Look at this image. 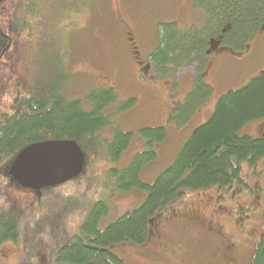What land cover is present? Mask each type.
I'll list each match as a JSON object with an SVG mask.
<instances>
[{"label":"trees","instance_id":"1","mask_svg":"<svg viewBox=\"0 0 264 264\" xmlns=\"http://www.w3.org/2000/svg\"><path fill=\"white\" fill-rule=\"evenodd\" d=\"M96 1L0 0V245L18 241L27 213L26 197L50 190L24 188L9 174L23 149L43 141L73 140L86 156V169L104 153L119 162L134 141L133 132L120 128L103 135L105 128L115 124L119 94L114 86L92 90L86 106L65 93L73 79L70 49L76 37L70 21L94 12ZM194 6L200 14L197 23L159 24L158 44L149 56L154 71L166 77L188 65L196 67L194 91L180 108L172 109L171 120L181 123L213 92L206 71L217 45L230 51L246 49L264 26V0H195ZM135 103L131 99L124 108ZM257 121L264 122V70L247 85L220 97L212 116L195 128L175 162L153 183L142 180V171L158 158L168 128L141 129L147 149L128 166L112 168L108 174L122 193L146 192L145 201L103 230L100 225L109 208L105 201L97 202L82 226L87 241L77 237L64 245L59 261L126 264L109 250L110 245L149 242L153 220L173 203L185 201L190 192L243 183V164L254 166L264 158V129L258 137L242 134ZM6 181L11 191L2 186ZM255 264H264V233Z\"/></svg>","mask_w":264,"mask_h":264},{"label":"rangeland","instance_id":"2","mask_svg":"<svg viewBox=\"0 0 264 264\" xmlns=\"http://www.w3.org/2000/svg\"><path fill=\"white\" fill-rule=\"evenodd\" d=\"M194 1L97 0L94 12L72 18L70 27L76 32L70 49L73 79L65 93L86 106L92 90L114 86L119 94L115 124L105 128L103 135L120 128L133 132L134 141L119 162L104 153L78 178L27 196L20 237L0 245V264H70L59 261L58 252L77 237L87 241L82 226L97 202L105 201L109 208L100 225L103 230L145 201L146 192L122 193L108 174L112 168L128 166L147 149L140 130L168 128L158 158L142 171V180L153 183L175 162L195 128L212 116L220 97L247 85L264 70V26L246 49L233 48L232 53L217 45L206 71L212 94L187 122L172 121V109L180 108L194 91L196 67L188 65L166 77L154 71L149 56L158 44L159 24L177 22L189 27L197 23L200 14ZM131 99L136 100L135 106L125 109ZM109 112L113 113V106ZM263 129L264 122L257 121L242 129V134L258 137ZM242 179L243 183L230 188L190 192L183 204L173 203L153 220L149 242H125L110 245L109 250L126 264H255L264 233V158L254 166L244 163ZM2 186L12 190L8 181ZM179 210L194 221L177 220Z\"/></svg>","mask_w":264,"mask_h":264},{"label":"water","instance_id":"3","mask_svg":"<svg viewBox=\"0 0 264 264\" xmlns=\"http://www.w3.org/2000/svg\"><path fill=\"white\" fill-rule=\"evenodd\" d=\"M86 156L73 140L43 141L23 149L9 174L22 187L41 190L76 178L84 170Z\"/></svg>","mask_w":264,"mask_h":264},{"label":"flooded vegetation","instance_id":"4","mask_svg":"<svg viewBox=\"0 0 264 264\" xmlns=\"http://www.w3.org/2000/svg\"><path fill=\"white\" fill-rule=\"evenodd\" d=\"M184 203V201L182 202V204ZM186 211V210H185ZM179 212L180 213H178L177 214V217H176V219L177 220H179L180 222H193L194 221V219L193 218H191V217H189V215L186 213H182V210L180 211L179 210ZM176 215V214H175ZM191 224H193V223H191ZM208 228H210V229H212L213 227H212V225H209L208 226ZM213 230L215 231V233L217 234V231H216V229L215 228H213Z\"/></svg>","mask_w":264,"mask_h":264}]
</instances>
